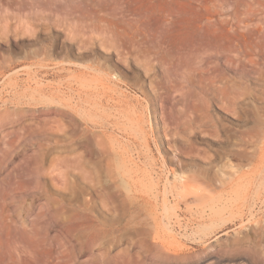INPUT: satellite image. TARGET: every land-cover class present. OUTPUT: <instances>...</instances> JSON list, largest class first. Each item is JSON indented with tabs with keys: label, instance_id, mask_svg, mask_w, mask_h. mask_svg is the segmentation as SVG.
<instances>
[{
	"label": "rangeland",
	"instance_id": "374dc122",
	"mask_svg": "<svg viewBox=\"0 0 264 264\" xmlns=\"http://www.w3.org/2000/svg\"><path fill=\"white\" fill-rule=\"evenodd\" d=\"M263 24L264 0H0V264H264Z\"/></svg>",
	"mask_w": 264,
	"mask_h": 264
},
{
	"label": "bare ground",
	"instance_id": "6f19581e",
	"mask_svg": "<svg viewBox=\"0 0 264 264\" xmlns=\"http://www.w3.org/2000/svg\"><path fill=\"white\" fill-rule=\"evenodd\" d=\"M251 25V24H250ZM253 25V24H252ZM264 25V24H263ZM176 26L177 25H175L173 22H157V23H154V24H150V23H147L146 24V26L144 27V29H154V30H157V33H159V35L161 36H163V35H167L169 32H171L172 30H174L175 28H176ZM255 26V25H254ZM180 28L182 27V26H179ZM248 27V26H247ZM240 29H241V27H240ZM140 41V40H139ZM141 42V41H140ZM143 42V41H142ZM144 43V42H143ZM143 43H142V45H143ZM240 58V57H239ZM245 58H246V55H244V59L243 60H245ZM248 59V58H247ZM252 62V59H249L248 60V62ZM83 85V84H82ZM93 88V87H92ZM41 92V91H40ZM91 96V95H90ZM81 98V97H80ZM82 99V98H81ZM78 100H79V98H78ZM80 103H81V101H80ZM79 105V103H77V106ZM80 106V105H79ZM78 106V107H79ZM105 108V107H104ZM88 113V112H87ZM90 115V114H89ZM90 120V119H89ZM104 121V120H103ZM203 122V121H202ZM61 127V126H60ZM98 136V135H97ZM99 145V144H98ZM112 146V145H111ZM118 166V165H117ZM127 172H129V170H127V171H124V176L126 177V176H128L127 175ZM135 171H131V173H134ZM137 176H139V174L137 173L135 176H131V180H128L129 181V183H130V186H131V188H130V191L132 192V196L135 198V200L136 199H139V197H141V196H143V189H142V187H143V185H142V181H139V179L137 178ZM178 177V176H177ZM180 177V176H179ZM196 177V176H195ZM227 177V176H226ZM129 178V177H128ZM222 178H224V177H222ZM232 178V177H231ZM193 179V178H192ZM192 179H190V180H192ZM196 179V178H195ZM218 180V179H217ZM223 180H225V179H223ZM231 180V179H230ZM179 181H180V183H182V184H184V185H186V183H188L187 181H188V179L184 176V175H181V178H179ZM197 181H199V180H197ZM200 181H201V179H200ZM204 181V180H203ZM125 182H126V180H125ZM193 182H195V181H193ZM216 182H218V181H216ZM226 182H227V180H226ZM225 182V183H226ZM230 182V181H229ZM127 183V182H126ZM192 183V182H191ZM203 183V182H202ZM205 183V182H204ZM222 183V182H221ZM194 185H195V183H193ZM206 184V183H205ZM176 185V184H175ZM193 185V186H194ZM207 185V184H206ZM225 185V184H224ZM231 186H232V184H230ZM170 186V185H169ZM204 186V185H203ZM221 186V185H220ZM178 187H181V185L180 186H178ZM206 187V186H205ZM227 187V186H226ZM230 187V186H229ZM226 189V188H225ZM167 190V189H166ZM209 190V189H208ZM212 190V189H211ZM213 192V191H212ZM151 193L153 194V191L151 190ZM179 193H180V191H179ZM207 193V192H206ZM128 195H129V193H128ZM154 196H156V195H154ZM140 200V199H139ZM182 201V200H181ZM143 207V206H142ZM143 210V209H142ZM140 211V210H139ZM138 212V211H137ZM141 213H142V211H140ZM182 226V225H181ZM157 239V238H156ZM35 245V244H34ZM30 248V247H29ZM38 248V247H37ZM64 250V249H63ZM18 253V252H17ZM38 253V252H37ZM41 257V256H40ZM19 259V258H18ZM18 263V262H17Z\"/></svg>",
	"mask_w": 264,
	"mask_h": 264
}]
</instances>
